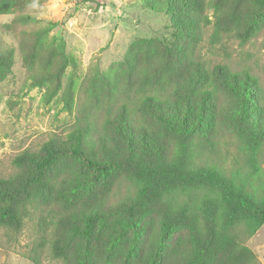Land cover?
I'll use <instances>...</instances> for the list:
<instances>
[{"label":"rangeland","instance_id":"obj_1","mask_svg":"<svg viewBox=\"0 0 264 264\" xmlns=\"http://www.w3.org/2000/svg\"><path fill=\"white\" fill-rule=\"evenodd\" d=\"M0 39V48L13 50L0 65V176L12 171L15 154L67 135L78 119L102 129L108 104L135 111L125 95L139 86L174 91L169 105H154L149 115L158 154H169L167 117L187 113L191 124L203 121L211 162L230 170L241 154L230 132L236 110L215 78L217 65L255 76L252 123L264 127V0H0ZM206 90L216 99L200 115V103L209 101L198 94ZM118 148L108 153L117 157ZM259 165L257 189L264 159ZM57 170L64 183L54 198L100 217L90 239L98 264H150L166 224L161 264H264V224L250 233L240 215L221 219L211 204L174 195L137 206L129 218L136 187L127 170L95 180L71 156ZM43 224L35 214L19 231L0 227V264H63L51 255L49 231L39 247ZM82 245L81 237L70 238L74 260Z\"/></svg>","mask_w":264,"mask_h":264},{"label":"trees","instance_id":"obj_2","mask_svg":"<svg viewBox=\"0 0 264 264\" xmlns=\"http://www.w3.org/2000/svg\"><path fill=\"white\" fill-rule=\"evenodd\" d=\"M12 53L10 46L0 48L2 69ZM214 73L228 90L236 110L237 126L230 132L241 154L234 158L233 168L227 170L211 162L209 152L205 151L207 139L200 130L203 121L198 118L191 124L187 113L167 117L165 125L171 137L169 154L166 157L158 154L149 140L154 133L149 115L155 114L154 105H169L174 91L166 88L154 93L155 89L139 86L125 95L136 112L126 103L117 110L108 104L103 111L102 129L95 123L92 125L87 117L78 119L67 135L53 134L37 149H23L11 158L12 171L0 176V227L19 231L26 218L38 214L39 221L44 222L39 247L44 246L45 233L49 231L54 258L61 259L63 264H98L90 251V239L100 217L96 213L84 214L54 198L64 183L57 170L58 163L63 157L71 156L80 160L95 180L116 169L131 173L136 188L128 195L132 201L129 218L137 206L160 196H188L202 205L211 204L221 219L235 220L240 215L241 223L253 233L264 224V174L260 189L253 184L261 171L259 161L264 159V127L253 126L251 113L256 106L254 94L258 83L248 71H232L226 65H217ZM196 91L192 87V93ZM203 94V100L209 102L200 103V115L216 99L213 91H201L198 95ZM157 117L164 120L163 116ZM113 146H119L117 157L108 153ZM76 222L84 227L77 228ZM133 224L130 220V226ZM164 226L150 264H161L171 229L170 224ZM77 236L82 238L83 245L74 260L68 245L70 238Z\"/></svg>","mask_w":264,"mask_h":264}]
</instances>
